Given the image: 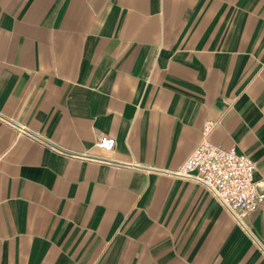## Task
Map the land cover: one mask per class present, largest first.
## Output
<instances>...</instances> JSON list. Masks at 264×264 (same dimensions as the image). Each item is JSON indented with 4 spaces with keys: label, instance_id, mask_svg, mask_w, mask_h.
Listing matches in <instances>:
<instances>
[{
    "label": "crops",
    "instance_id": "1",
    "mask_svg": "<svg viewBox=\"0 0 264 264\" xmlns=\"http://www.w3.org/2000/svg\"><path fill=\"white\" fill-rule=\"evenodd\" d=\"M209 120L264 189V0H0V264H264L169 173Z\"/></svg>",
    "mask_w": 264,
    "mask_h": 264
},
{
    "label": "built area",
    "instance_id": "2",
    "mask_svg": "<svg viewBox=\"0 0 264 264\" xmlns=\"http://www.w3.org/2000/svg\"><path fill=\"white\" fill-rule=\"evenodd\" d=\"M215 126L216 122L211 120L204 124L201 143L179 169L169 173L203 185L264 251V244L245 222L251 212L264 204V189L255 179L256 162L235 146L226 149L213 144L210 135ZM20 132L27 131L21 126ZM96 146L112 150L116 140L104 134L98 138Z\"/></svg>",
    "mask_w": 264,
    "mask_h": 264
}]
</instances>
